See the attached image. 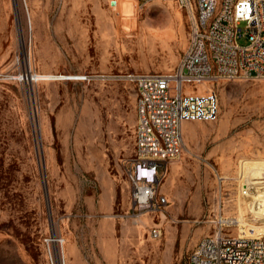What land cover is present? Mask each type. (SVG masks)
Masks as SVG:
<instances>
[{
  "label": "rangeland",
  "instance_id": "1",
  "mask_svg": "<svg viewBox=\"0 0 264 264\" xmlns=\"http://www.w3.org/2000/svg\"><path fill=\"white\" fill-rule=\"evenodd\" d=\"M192 19L174 0H0V264H50L53 236L65 264H188L222 217L264 224L239 181L242 161L264 159V78L208 84L218 117L182 124L158 185L167 205L132 214L137 88L125 76L175 68Z\"/></svg>",
  "mask_w": 264,
  "mask_h": 264
},
{
  "label": "built area",
  "instance_id": "2",
  "mask_svg": "<svg viewBox=\"0 0 264 264\" xmlns=\"http://www.w3.org/2000/svg\"><path fill=\"white\" fill-rule=\"evenodd\" d=\"M174 1L193 16L190 39L175 68L125 76L137 88L135 157L127 169L130 207L136 217L142 212L156 214L168 203L158 185L166 163L182 151V124L217 119L218 96L208 84L264 78V0ZM241 37L246 44L238 42ZM249 189L246 184L241 188L247 212L263 215L264 201L253 203ZM234 219L222 217L215 232L195 245L188 264H264V232L239 228ZM236 224L237 233L229 232ZM149 233L157 239L161 229L153 224ZM57 238L45 239L49 262L65 264L50 250Z\"/></svg>",
  "mask_w": 264,
  "mask_h": 264
},
{
  "label": "bare ground",
  "instance_id": "3",
  "mask_svg": "<svg viewBox=\"0 0 264 264\" xmlns=\"http://www.w3.org/2000/svg\"><path fill=\"white\" fill-rule=\"evenodd\" d=\"M138 34H139V37L142 38V40H144V42H147L150 37L152 39H154L153 38L154 35L151 32L147 33L146 31H143V32H140ZM23 40H24V38H23ZM61 76L63 78H74V77H77V76H64L62 74H61ZM49 77H51L50 74L36 72V73H33L30 76V79L33 80V81H36V80H39V79H48ZM57 78H59V76ZM239 177H240L239 181H240V183H242V185H245V184L246 185H251V184H253V185L250 186L251 187L250 189H252V191L249 192V193H251L252 198L254 199L252 201L253 203H256L257 202L256 200H259V199H260V201H264V183L261 184L260 183L261 180L260 181L258 180L259 178H263L264 177V159H259V160L251 159V160L242 161L241 166H240V176ZM253 179H255V180H253ZM250 180H253V181H250ZM253 218L262 219V218H264V214L263 215H257V217L255 216ZM234 220L238 224L239 228L242 225L249 226L251 224V223L248 224V223L244 222V220L242 219V215H241L240 211L238 213L237 219L235 218ZM253 224H251V226L257 232H259V233L264 232V224H262V223L258 224V225H253ZM58 238L57 239H52V245L55 246V248L57 247L56 255H57V258L60 261L61 258H62V250L60 249V244H61V247H62V242H61L60 238L59 239ZM61 264H62V262H61Z\"/></svg>",
  "mask_w": 264,
  "mask_h": 264
}]
</instances>
